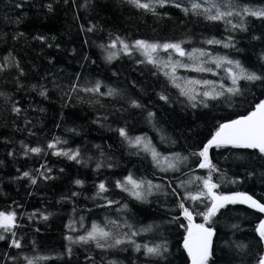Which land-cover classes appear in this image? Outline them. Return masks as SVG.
Wrapping results in <instances>:
<instances>
[{"label":"trees","instance_id":"16d2710c","mask_svg":"<svg viewBox=\"0 0 264 264\" xmlns=\"http://www.w3.org/2000/svg\"><path fill=\"white\" fill-rule=\"evenodd\" d=\"M207 2L233 15L207 20ZM141 3L154 11L128 0H0V212L16 215L11 231L0 229L5 237L0 264H190L184 247L189 221L179 204L183 201L197 224L205 223L200 213L212 204L203 185L210 169L200 168L203 158L193 153L202 150L220 124L254 110L264 99V80L241 79L240 94L232 95L226 89L238 71L234 63L213 72L180 70L186 79L215 82L224 93L189 100L160 65L148 63L132 46L137 40L180 43L185 53L205 51L264 75V19L243 11L264 8V0ZM193 3L202 5L196 10L202 14L192 10ZM117 37L131 54L119 42L111 47ZM97 83L98 91L84 90ZM109 89L112 95H106ZM121 128L129 139L141 137V144H130L119 134ZM49 143L55 147L48 148ZM145 144L159 154V164ZM35 147L42 151H28ZM76 150L79 163L54 154ZM176 154L180 159L173 161ZM209 160L218 194L246 193L264 203V153L213 147ZM170 162L176 163L175 170L167 168ZM129 175L143 182L144 199L117 186ZM102 182L107 190L99 192ZM201 191L205 195L199 201L186 198ZM263 220L264 213L247 204L220 209L205 223L214 232L208 264H257L264 255L257 231ZM93 224L111 233L100 241L103 248L96 241H78ZM14 239L20 248L12 246ZM116 239L125 242L109 247ZM137 244H161L166 251L147 256L143 247L136 250Z\"/></svg>","mask_w":264,"mask_h":264},{"label":"snow or ice","instance_id":"6c2138e0","mask_svg":"<svg viewBox=\"0 0 264 264\" xmlns=\"http://www.w3.org/2000/svg\"><path fill=\"white\" fill-rule=\"evenodd\" d=\"M129 3H132L135 7L143 8L145 10L154 11V8H152L147 3H141V0H128ZM161 6L167 0H159ZM176 7H180V4L177 3L175 5ZM51 5H49V8ZM202 7L199 3H193L191 8L192 10L197 14L200 15L202 13L196 11ZM212 8H215L216 11L214 14H212ZM183 11L185 14L188 13L189 9L184 8ZM245 14L251 15L253 17H257L260 19H264V8L261 9H250L245 7L243 9ZM205 18L210 21H219V20H225L227 17H230L233 15V11H222L221 8L213 3L211 8H205L204 13ZM236 15H240L239 12L235 13ZM227 23L231 24L230 20H227ZM237 27L240 28L241 31H246V27L243 25H237L232 24V28L236 29ZM91 31V29H89ZM43 39V37H41ZM119 42L121 45H123V50L126 54H131L130 46L126 43H124L123 40H120L119 37L116 38L112 42L111 47H115L116 43ZM208 43H220V41H214L209 40ZM228 44H225V47H228ZM136 48L137 50L141 51V53L147 58L148 63L152 64H158L159 62L154 59L153 54L156 53L159 49H163L164 51H168L170 49L175 50L179 53V55L184 56L185 52L181 47L180 43H164V44H158V43H150L148 41L144 40H137L134 42V45L132 46ZM197 50H193V52H196ZM115 53H112L108 56V59L111 60L115 57ZM189 56H192V53L188 54ZM200 55L203 56L204 53L200 52ZM225 60V58H219L217 59L216 65L217 67L221 66V63ZM228 64H235L236 67L239 69L238 73H232L230 75V79L232 81V86L227 88L226 91L232 95L240 94V88L238 85V81L243 79L246 81H261L264 80V75H258L254 71H249L248 69H245L241 66L239 61H227ZM183 66V65H181ZM197 71H211V69H206L204 67H199L196 69ZM229 72L231 73V69H229ZM189 83L199 84L200 81H189ZM204 84H211L210 81H204ZM223 87V86H221ZM85 91H98L99 90V83L94 88H88L84 89ZM213 92L215 94H210L209 92L205 91L202 93L204 97H208L210 99H216L218 96L223 95V91L215 92L213 89ZM113 90L109 89V91L106 93V95H112ZM182 95L188 96L189 100H195V95L191 94V92L181 90ZM41 95H45V93H41ZM161 99H167L164 96H161ZM132 106L134 107H140V105L133 101ZM196 105L193 104V107ZM206 106V105H205ZM14 111H19V109L14 108ZM152 113H149V116H151ZM119 134L124 137L125 139H128V142L130 144H135L136 146H139L142 142L141 137H136L134 140L129 139L127 136V133L125 129L121 128L118 129ZM59 142V141H57ZM232 146L235 148H246V149H258L261 153H264V100L259 101L254 107V110L251 111L247 116H242L239 119L231 120L229 122L220 124L218 126L217 131L212 135L211 139L207 141V143L203 146L202 150H200L198 153H193V155L202 157L203 160L199 163L200 168H208L210 169L208 178L203 179V185L204 188L207 189V196H209L212 200L211 207L207 208V210L203 213H200V215L203 216L205 223L210 221L216 214L219 212L220 209L226 207L229 204H248L251 208L257 209L259 212L264 213V203H261L255 199H253L252 196L247 195L246 193H233L231 195H224V194H217L213 192V189L217 188L218 185L212 182L211 179V172L215 171V166L211 164L209 160V149L216 147H227ZM54 143H49L48 148H54ZM145 151H151L153 158L157 161V164H159L158 159V153L155 151L154 148H150L148 144L144 145ZM28 151L32 153H40L42 151L41 148L35 147L28 149ZM27 155V152L25 153ZM55 155H62L66 156L69 160H76L78 163L80 162L78 157L80 155L79 150L76 151H58L54 153ZM180 156L179 154H176L173 158V161L179 160ZM184 160H187V157L183 158ZM165 161H168V157H164ZM97 167L99 168L100 165L98 164ZM168 169H176L177 165L175 162H170L167 164ZM167 170V169H165ZM50 171V170H49ZM41 175H44L41 173ZM24 177H30L29 172L23 173ZM47 178V177H46ZM31 183L35 184L36 179L31 178ZM201 179V178H197ZM235 182V181H233ZM74 183L77 185H80L83 183L81 180H76ZM130 185V187H129ZM143 185L142 181L135 180L131 175L127 176L125 178V183L121 184V182H117L118 187H122L124 191L130 192V194L137 199H144V194L140 191L141 187ZM149 188L152 187L151 182H149ZM159 187V186H157ZM99 192H104L107 189L105 188V184L102 182L98 185ZM175 191V190H174ZM73 195H76V193H73ZM205 193L203 191L199 192L196 195H192L191 193L188 194L186 198H190L193 201H199L201 197H203ZM111 203V201H109ZM179 207L183 209V215L188 219L189 221V227L187 229L188 235L185 237L184 240V247L187 249L189 256L192 258V264H208L209 257L211 255V243H212V236H213V229L210 227H206L205 223L202 224H193L192 223V213L189 211L188 208L184 207L183 201L179 204ZM44 219H47V217H43ZM15 219L16 215L14 212L11 213H4L0 212V229H3L5 232L11 231L16 225H15ZM149 229H145L147 231ZM259 236L261 240H264V221H261L260 226L257 229ZM15 233L13 232V236ZM111 235L110 232L105 231L103 228L99 227L96 224H93L92 230L89 231L86 235L80 236L78 238L79 242L87 243L89 241H96V247L103 248L105 247L104 244H102L100 241L106 240ZM135 235V233H134ZM5 239L3 235H0V240ZM69 240H71V237H68ZM124 240L116 239L115 243L113 245H109V247H114L116 245H120L124 243ZM134 243L133 241H130ZM12 246L16 248H20L21 244L19 240H12ZM136 250L139 251L141 247L145 250V255L147 256H162L163 253L166 251V246L157 244L153 246L148 245H139L137 244ZM243 248V246H240ZM70 251V249H69ZM28 264H33L32 260H28ZM257 264H264V255H261L257 261Z\"/></svg>","mask_w":264,"mask_h":264},{"label":"rangeland","instance_id":"374dc122","mask_svg":"<svg viewBox=\"0 0 264 264\" xmlns=\"http://www.w3.org/2000/svg\"><path fill=\"white\" fill-rule=\"evenodd\" d=\"M203 6L204 8H211V3L210 2L204 3ZM215 11L216 9L212 8V14H214ZM165 52H167V54ZM200 52H203L204 55L201 56ZM189 53H192V56H189L188 55ZM153 56L154 59H156L159 62L158 65H160L167 72V74H169L182 87L184 91L191 92V94L195 95V97L198 94L201 95L205 91L209 92L210 94H215L213 92V89L215 90V92L221 91V89L216 86L215 82H212L211 84H207V85L203 83L204 81H200L199 84L189 83V81H199V80L193 78L186 79L182 76V74H180V70H186V69L196 70L199 67L211 69V71H206V72H213L215 68H219L217 67L215 61L221 58L220 56H215L201 50H197L196 52L191 51L185 53L184 56H181L179 55L178 52L172 49L168 51H164L163 49H161V51L158 50L156 53L153 54ZM227 61L228 59L225 58V60L221 63V66L222 64L227 63ZM238 72L239 69L237 73Z\"/></svg>","mask_w":264,"mask_h":264},{"label":"water","instance_id":"95a60500","mask_svg":"<svg viewBox=\"0 0 264 264\" xmlns=\"http://www.w3.org/2000/svg\"><path fill=\"white\" fill-rule=\"evenodd\" d=\"M264 100V99H263ZM247 116V115H246ZM237 119H239V118H237ZM236 120V119H235ZM213 192H215L216 193V191L213 189ZM248 205V204H247ZM264 221V220H263ZM192 223L193 224H197V223H195V222H193L192 221ZM207 227V226H206ZM214 233V232H213ZM259 234V233H258ZM213 236H214V234H213ZM213 236H212V242H213ZM262 242H263V245H264V240H262ZM211 249H212V243H211ZM190 264H192V258L190 257Z\"/></svg>","mask_w":264,"mask_h":264},{"label":"bare ground","instance_id":"6f19581e","mask_svg":"<svg viewBox=\"0 0 264 264\" xmlns=\"http://www.w3.org/2000/svg\"><path fill=\"white\" fill-rule=\"evenodd\" d=\"M188 220V219H187Z\"/></svg>","mask_w":264,"mask_h":264}]
</instances>
